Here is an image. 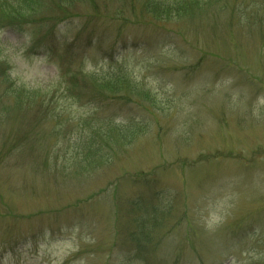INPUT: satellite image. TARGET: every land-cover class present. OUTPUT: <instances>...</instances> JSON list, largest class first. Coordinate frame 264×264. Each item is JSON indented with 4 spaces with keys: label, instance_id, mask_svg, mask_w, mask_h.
Segmentation results:
<instances>
[{
    "label": "rangeland",
    "instance_id": "374dc122",
    "mask_svg": "<svg viewBox=\"0 0 264 264\" xmlns=\"http://www.w3.org/2000/svg\"><path fill=\"white\" fill-rule=\"evenodd\" d=\"M19 1L0 0V264H264V0ZM117 73L150 97L97 96Z\"/></svg>",
    "mask_w": 264,
    "mask_h": 264
},
{
    "label": "trees",
    "instance_id": "16d2710c",
    "mask_svg": "<svg viewBox=\"0 0 264 264\" xmlns=\"http://www.w3.org/2000/svg\"><path fill=\"white\" fill-rule=\"evenodd\" d=\"M36 1L37 0H21L19 1V4L16 8L18 9L19 7L23 11L24 10L32 11L34 10L36 6ZM177 3L178 5H180V2H177ZM177 3H175L170 8H174L175 6L177 7L178 6ZM176 9L177 8H174V10ZM148 10H150V12L156 15L158 13H162V11L163 12L170 11L169 7L163 6L161 4H150L148 5ZM3 73L5 74V71H3ZM105 80H106V85H107L106 89H108L109 93L108 92L107 94L99 93L97 94V96L106 97V98H115L123 102L135 101L136 99L135 97H140V96L150 97V93L148 91L145 92L139 89L136 85H132V83L126 80V78L123 77V75H120V73L109 76L108 79H105ZM98 129L100 131L101 128H98ZM99 131L96 130L94 134L96 135V132H99ZM138 132H139V129H136L135 127H133L131 122L124 123V124H114L113 135H114V139L116 138L117 143L119 144H125L127 142H130V137H133V136L135 137ZM94 134L91 135L87 141V144L90 143L87 148L90 150L91 154H96L102 150V146L94 145L92 143L95 138ZM92 162H95V161L92 160Z\"/></svg>",
    "mask_w": 264,
    "mask_h": 264
}]
</instances>
